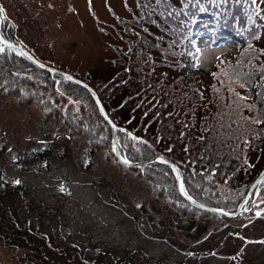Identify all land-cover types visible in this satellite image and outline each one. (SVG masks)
<instances>
[{
  "label": "rangeland",
  "instance_id": "1",
  "mask_svg": "<svg viewBox=\"0 0 264 264\" xmlns=\"http://www.w3.org/2000/svg\"><path fill=\"white\" fill-rule=\"evenodd\" d=\"M184 1L108 0L119 13H123L127 6H134L132 11L136 15L150 12L152 20L145 16H137L135 20L150 32L154 31V37L164 36L159 41H148L154 49L141 57L136 56L142 64L149 58L146 68L149 73L142 82L153 91L162 86L161 83L153 82V86L147 81L156 78L160 81L164 76L190 77L205 85L216 66L224 62L230 69L231 59L238 53L236 45L214 32L203 33L193 47L190 38L195 29L193 23L181 22L174 17L179 9H183L181 4ZM104 2L4 0L1 3L10 11L7 19L11 24L15 23L14 35L19 36L21 49L97 88L96 95L104 100L100 103L104 104L103 107L108 103L109 111L113 112V99L128 91L139 92L138 81L130 79L131 75L126 76L128 80L120 71L125 67L116 68L115 61L122 60L127 54L121 55L115 47L125 49L128 47L126 41L132 39L142 45L144 41L139 36L142 31L133 29V26L135 29L138 26L132 21L126 22L128 14L122 19L111 17L104 8ZM204 2L207 1L202 0L198 5L195 1L184 10L187 12ZM165 12L167 17L163 16ZM236 14L239 16L238 12ZM259 14L264 19V0H259ZM191 15L198 16L197 12ZM246 16H249L247 7ZM164 22L167 23L163 33L159 28ZM244 22L238 24L240 40L244 38ZM228 25V22H219L213 28L227 33ZM5 27L10 26L5 23ZM2 32L8 34L6 30ZM148 34L147 31L146 36ZM221 38L222 41L219 40ZM144 40L147 42V39ZM255 42L264 47V36L256 38ZM196 56L198 60L195 62L193 59ZM4 57L5 53L0 55V264H89L81 255L94 259L93 264H130L131 261L135 262L133 264H196V259L202 264H264V210L260 216H251L248 221L245 218L259 214L262 205L260 195L252 211L239 217L242 220H224L221 215L201 212L202 216L212 219L208 218L207 226L202 219H197L191 230L198 233L211 227L216 232L203 231L201 239L205 235L206 238L188 247V236L193 231L189 234L178 232L183 230L185 223L169 222L170 211L161 200L153 198L149 185L134 171L116 165L112 157L105 156L101 149H97L95 156L84 151V148L87 151V144L82 141L86 137L81 135L79 138L74 134L79 136L78 128L80 124H85L81 120L87 119V129L96 133L99 130L91 122L90 117L98 115L89 94L75 85L70 88L65 84L64 88L68 90L56 87L47 80L48 74L43 70L30 67L25 61ZM5 65L10 66V70H6ZM10 74L14 75L12 80ZM113 77L115 79L111 80ZM107 83L110 85L103 87ZM165 83L172 85L169 81ZM116 84H119L117 90L112 87ZM246 94L250 96L251 92L246 91ZM251 106V109L258 107L256 104ZM43 108L51 109L52 114H46ZM61 110L67 113V119L61 115ZM75 113L80 115L81 120L75 119ZM120 116L122 119L128 117L122 111ZM241 118L236 124L241 128L246 126L248 118L255 121L253 116L244 115ZM238 132L232 141V152L243 134L241 130ZM179 137L182 138L181 133ZM110 149L113 154L111 143ZM259 163L260 167L264 159L260 158ZM173 176L175 179L174 173ZM254 177L242 181L243 185ZM237 178L247 177L241 175ZM155 179L154 176L150 183ZM15 180L21 183L15 184ZM7 181H11L16 188L21 187L19 191L22 195L7 190ZM228 189L241 191L221 186L215 191H207L212 199L201 195L207 194L204 191L199 192L198 198L204 206L216 209L219 208L216 205L225 204L227 197L233 193ZM215 193L218 197L213 195ZM110 196L113 198L109 199ZM176 199L181 202L188 198L180 194ZM140 203H143L142 208ZM156 211L163 214L156 215L153 213ZM167 229L175 239L167 233ZM159 235L165 238H159ZM78 243L88 246L83 249L74 247ZM127 250L135 251L130 262L118 256ZM79 252L82 254L78 255ZM104 252L108 254H102ZM199 254L208 256L200 258ZM93 256L99 257V261Z\"/></svg>",
  "mask_w": 264,
  "mask_h": 264
},
{
  "label": "trees",
  "instance_id": "2",
  "mask_svg": "<svg viewBox=\"0 0 264 264\" xmlns=\"http://www.w3.org/2000/svg\"><path fill=\"white\" fill-rule=\"evenodd\" d=\"M195 1L198 5L202 2V0L184 1L181 4L183 9H179L178 14H175L174 17L181 22L193 23L195 29L190 34L193 47L205 32H214L215 35L227 38V41L229 40L236 45L238 53L231 59V68L227 69V64L222 62V64H219L211 71L210 79L205 85L192 80L190 77L172 78L164 76L160 81H156L157 78L155 80L149 79L147 81L148 84L153 85V82H159L162 85L153 91V89L145 86L142 82L147 77L146 73H149L146 71L148 66L147 60L149 58L142 64V60H137V57L146 55L150 49H154L150 47L151 45L148 41H159L164 36L157 35L154 37V31L150 32L147 28L142 27L139 21H136L137 16H145L152 20L150 12L145 15L138 13L130 21L135 26H138L137 29L133 26L136 32L142 31V35L139 36L143 38V45L134 39L126 41L128 47H125V49H120L116 45L115 49L117 52L119 51L121 55L126 53L127 56L122 60L115 61V66L120 69L123 65L125 68L120 71L125 74V77L131 75L130 79L138 81L137 91L139 92L134 94L128 91L123 96L113 99V112L109 111L108 103L105 104L104 109L109 117H112V121L119 127L118 144L120 153L124 158H127L131 163H137L159 155L171 161V163L176 164L178 167L184 190L189 196L195 197L194 199L198 201L201 200L198 198L199 192L203 193L204 191L207 194L201 195L212 199L211 194H208L207 191H215L221 186L241 189L238 192L228 189L233 193L227 197L228 199L224 202L225 204L216 205L222 208L223 211L232 213L245 196L255 177L245 185H243L242 181L257 176L264 166L263 163L259 167L260 158L264 159V47L261 44L259 46L256 45L255 42L256 38L261 37L262 39L264 36V19L259 17V0H245L244 2L241 0H206L207 2H204L202 5L193 6L186 12L184 9L191 7ZM246 7L248 8L249 16H246ZM196 12L198 16L192 17L191 14ZM237 12L239 16L236 14ZM210 13L212 14L210 15ZM163 16L167 17V12L163 13ZM235 21L238 22L234 23ZM219 22L229 23L227 26L229 31L227 33L213 28ZM241 22H244L242 26L244 38L242 40H240L241 38L237 33L238 24ZM166 23L160 24V27H166ZM147 31L149 32L148 36H146ZM223 38L219 40L222 41ZM144 39H147V42ZM190 44L192 43L190 42ZM6 51V59L10 58L15 61L25 60L24 58L22 59L10 54L8 49ZM6 59L4 62L7 61ZM1 62L0 58V67L2 66ZM26 63L36 69L30 62L27 61ZM5 66L7 67L6 70H10V66ZM43 71L46 72L45 70ZM46 73L48 74L47 80L55 84L56 87L68 90L64 88L65 84L70 88L75 85L59 74ZM13 78L14 75L10 74V79L12 80ZM114 79L113 77L111 80ZM166 81H169L172 85H167ZM37 83L42 84L38 80ZM109 85L107 83L103 87H108ZM118 85H112L113 89ZM76 88L79 87L76 86ZM92 88L97 93V88ZM246 91H250L251 95H247ZM84 93L88 94L86 90H84ZM99 100L102 99L100 98ZM255 104L258 107L251 109V105ZM42 111L46 114H52L49 108H43ZM120 111L126 113L128 117L122 119ZM61 115L67 119L65 111L61 110ZM97 115L98 117L91 116L90 118L91 122L95 126L97 125L99 129L98 133L87 129L89 128L86 122L87 119L81 120L79 118L80 115L75 113V119H79L85 124H80L78 128V132L80 131L79 136L77 135L78 133L74 134L79 138L81 135L86 137L82 142L85 145L87 144V151L84 148L87 154L95 156V152L98 151L97 149H101L105 156L112 157L116 165L124 168L116 161L111 152L110 131L107 124L99 118L98 112ZM244 115L253 116L255 121L248 118L245 122L246 126L241 128L240 125L236 124L239 120H242L241 117ZM60 121L62 122V120ZM65 127L70 130L69 126L66 125ZM235 129L237 132L234 133ZM239 130L243 134H241L240 139L234 147L235 151L232 152V150L230 151L232 141L234 136L239 133ZM180 133L182 138L179 137ZM133 137L136 139H133ZM127 169L131 172L134 171L133 173L136 176L148 184L153 198L161 200L163 206L170 211V223H185L182 227L183 230H179V233H191L193 231L191 227L196 225L195 221L197 219H202L204 226L208 225V218L211 217L202 216L199 210L184 200L181 202L177 201L176 197L180 195L177 181L167 167L154 164L140 169ZM98 175L100 178L103 177L102 174ZM241 175L247 178L236 179L237 176ZM154 176L157 179L150 183ZM6 183L7 190H14L19 196L22 195L19 191L21 187L16 188L12 186L11 181H7ZM213 195L217 196L216 193ZM260 195L263 198L261 199L262 205L259 207V210H261L259 216L264 210V189L260 190ZM112 198V196L109 197V199ZM139 207L142 208L143 203H140ZM244 209L246 210V208ZM153 213L159 215L162 212L156 211ZM246 220L248 221L249 218H246ZM201 230L198 233L193 231L192 234H189L188 247H192L197 244V241L206 238L205 235L201 239L205 231V233L210 231L216 232L211 227ZM167 231L172 236V232L169 229ZM159 238L165 237L159 235ZM87 246H82L81 243H78L74 247L83 249V247ZM69 248L73 251L71 244H69ZM134 252L127 250L118 256L126 262H130ZM91 253L94 255L93 252ZM102 254L108 253L104 252ZM202 256L208 255H198L200 258ZM81 257L89 264L95 262L94 259H88L83 255ZM93 257L99 261V257ZM142 258L146 259L145 256ZM195 261L196 264H202L199 259ZM133 263L135 262H130V264Z\"/></svg>",
  "mask_w": 264,
  "mask_h": 264
},
{
  "label": "water",
  "instance_id": "3",
  "mask_svg": "<svg viewBox=\"0 0 264 264\" xmlns=\"http://www.w3.org/2000/svg\"><path fill=\"white\" fill-rule=\"evenodd\" d=\"M2 18V13H0V19ZM1 43H3L5 46H7L8 48H10L11 50H14L15 49V52L23 57V58H26L27 60H29L31 63H33L36 67L42 69V70H45L51 74L53 73H59L61 74L65 79H67L68 81L82 87L83 89H85L89 95L92 97V99L94 100V103L96 105V108L98 110V113L100 114V116L107 122L108 126L110 127V131H111V141H112V145L114 147V153H115V156L117 157L118 161L120 163H122V158L120 156V153H119V150L117 148V145H116V140H117V127L115 126V124L109 119L107 113L105 112L102 104L100 103V100L98 98V96L96 95V93L94 92V90L89 86L87 85L84 81L78 79V78H75L74 76L66 73V72H63L59 69H55L53 67H50V66H47L45 65L44 63L38 61L37 59H35L32 55H30L29 53H27L26 51H24L23 49H21V47L19 45H13L12 43L10 42H7L5 40H0ZM9 45H12L11 47H9ZM42 66V67H41ZM68 77H71V79H68ZM85 85L87 87H85ZM162 161H166V163L162 162ZM151 161H148V162H144V163H139V164H131L129 163L127 166H142V165H145L147 163H150ZM153 162H157V163H161V164H165L167 166H169L171 169H175V171L177 172V169L176 167L171 164L169 161L167 160H164L162 159L161 157H158V158H155L153 159ZM123 164V163H122ZM125 165V164H124ZM176 177L178 178L177 179V186H178V190L180 192L181 195H183L180 191L181 187H180V180H179V176L176 175ZM264 178V168L262 169V171L260 172V174L256 177V179L254 180V182L252 183L249 191L247 192V195L245 196V198L242 200V202L238 205V207L240 208L244 202L246 201V199L249 197L250 193L252 192V190L254 188H258V186L262 183V180ZM256 194V193H255ZM187 202H189L190 205L196 207L197 209H200V210H203V211H207V212H212L214 214H218V215H221L223 217H226V218H233V217H236L239 215L240 211L238 210V212L236 213H227L225 211H223L222 209L220 208H213V209H209L207 206H204L203 204L193 200V199H187Z\"/></svg>",
  "mask_w": 264,
  "mask_h": 264
},
{
  "label": "flooded vegetation",
  "instance_id": "4",
  "mask_svg": "<svg viewBox=\"0 0 264 264\" xmlns=\"http://www.w3.org/2000/svg\"><path fill=\"white\" fill-rule=\"evenodd\" d=\"M2 1H4V0H0V4H1V6H2V8H3V10H4V12H5V14H6V16L8 17V16H10L11 14H10V11H9V9L8 8H4L3 7V4L1 3ZM105 5H106V8L108 9V10H111L112 11V17H117V18H124L125 17V15H129L128 16V18H127V20H128V22L131 20V18H135L136 17V14H135V12H133L132 10L134 9L133 7H130V6H127L126 8H125V10H124V12L123 13H119V12H117L114 8H109V3L108 2H106L105 3ZM51 6V5H50ZM67 9V8H66ZM145 13V12H144ZM11 18H12V16H11ZM36 19H37V17H35ZM13 19V18H12ZM16 23H18L15 19H13ZM6 24H8L10 27L8 28V27H5V24L4 25H2V29L3 30H6V31H10L8 34L7 33H4V35L6 36V37H4L3 39L4 40H6V39H8V40H13L12 38H19V36H15L14 35V30H15V28H14V26L15 25H13V24H11V23H8V22H6ZM15 24V23H14Z\"/></svg>",
  "mask_w": 264,
  "mask_h": 264
},
{
  "label": "bare ground",
  "instance_id": "5",
  "mask_svg": "<svg viewBox=\"0 0 264 264\" xmlns=\"http://www.w3.org/2000/svg\"><path fill=\"white\" fill-rule=\"evenodd\" d=\"M4 40V39H3ZM6 41V40H5ZM95 92V91H94ZM91 99H92V97H91ZM92 101H93V103H94V100L92 99ZM94 105H95V103H94ZM95 107H96V105H95ZM111 143V148H112V151H113V154H114V157L116 158V160H117V162L120 164V165H122L123 167H125V168H129V169H131V168H134V169H140V168H145V167H147V166H151V165H154V164H156V165H162V166H164V167H167L168 169H170L174 174H175V180L177 181V177H176V175L177 176H180V174H179V171H178V169H177V172L175 171V170H173V169H171L169 166H167V165H165V164H161V163H157V162H153V159H155V158H158V157H161V156H157V157H155V158H153V159H151V160H148V161H151L150 163H147V164H145V165H142V166H127V165H124V164H122V163H120L119 161H118V159H117V157L115 156V153H114V147H113V145H112V141L110 142ZM116 145H117V148H118V150H119V153H120V148H119V144H118V137H117V140H116ZM120 156H121V158L122 159H124V157L121 155V153H120ZM162 159H164L163 157H161ZM164 160H166V159H164ZM148 161H144V162H148ZM168 161V160H167ZM144 162H137V163H131V162H129V163H131V164H139V163H144ZM171 163V162H170ZM171 164H173V163H171ZM174 165V164H173ZM175 166V165H174ZM176 167V166H175ZM260 174V173H259ZM245 207L244 206H241L240 208L237 206V208H236V210L234 211V212H232V213H236V212H238V210L240 211V213H239V215L238 216H236V217H234L235 219L236 218H239L241 215H243V214H245V213H248L249 211H251L252 209H253V204L252 205H250V210H248V211H246L245 209H244ZM231 214V213H230Z\"/></svg>",
  "mask_w": 264,
  "mask_h": 264
},
{
  "label": "snow or ice",
  "instance_id": "6",
  "mask_svg": "<svg viewBox=\"0 0 264 264\" xmlns=\"http://www.w3.org/2000/svg\"><path fill=\"white\" fill-rule=\"evenodd\" d=\"M158 2H159V0H158ZM3 9L2 8H0V13H3ZM0 39H3L2 37H0ZM12 45H9V47H11ZM0 51H3V49H0ZM42 67V66H41ZM68 79H71V77H68ZM85 87H87L86 85H85ZM130 135V134H129ZM133 139H136L135 137H133ZM146 143V142H145ZM9 151H11V149H9ZM13 158V160H15L16 159V157L15 156H13L12 157ZM162 162H164V163H166V161H162ZM122 163L123 164H125V165H128L129 164V160L127 159V158H124L123 160H122ZM175 170V169H174ZM14 183L15 184H20L21 183V181L20 180H15L14 181ZM61 190H63V189H61ZM180 191H181V193L186 197V198H188V199H192L189 195H188V193L184 190V188H183V184H181V189H180Z\"/></svg>",
  "mask_w": 264,
  "mask_h": 264
}]
</instances>
